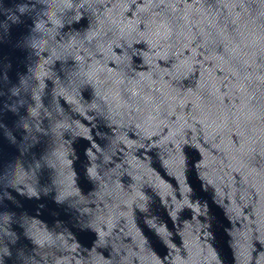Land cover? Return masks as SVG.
Masks as SVG:
<instances>
[{
  "label": "water",
  "instance_id": "1",
  "mask_svg": "<svg viewBox=\"0 0 264 264\" xmlns=\"http://www.w3.org/2000/svg\"><path fill=\"white\" fill-rule=\"evenodd\" d=\"M0 264H264V0H0Z\"/></svg>",
  "mask_w": 264,
  "mask_h": 264
}]
</instances>
